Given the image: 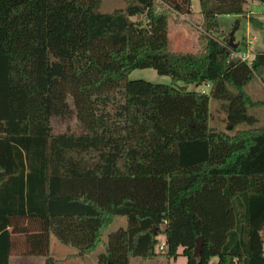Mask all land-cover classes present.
<instances>
[{"label":"trees","instance_id":"obj_1","mask_svg":"<svg viewBox=\"0 0 264 264\" xmlns=\"http://www.w3.org/2000/svg\"><path fill=\"white\" fill-rule=\"evenodd\" d=\"M199 2L206 49L176 51L169 14L192 0H0V264L13 252L72 264L50 255L51 234L90 253L116 215L127 226L97 264H264V126L245 89L264 83V51L232 57L239 18L215 36L248 0ZM146 67L210 91L129 78ZM211 99L230 129L251 128L211 129ZM72 112L79 130L55 132L52 117Z\"/></svg>","mask_w":264,"mask_h":264},{"label":"rangeland","instance_id":"obj_2","mask_svg":"<svg viewBox=\"0 0 264 264\" xmlns=\"http://www.w3.org/2000/svg\"><path fill=\"white\" fill-rule=\"evenodd\" d=\"M248 0L246 5L247 15H235V14H220L218 15L219 30L215 33V36L222 38L223 33L228 34L232 31L237 19H240V24L237 30L235 31L234 42H239L240 52L249 54V61L258 51H264V4L262 2H252ZM195 9L197 12H191L190 14H179L172 12L169 14V45L171 49L176 51H203L206 49L207 43V34L203 27V17L199 12L200 2L199 0H193ZM250 5H256L255 13L250 12ZM124 0H104L103 8L105 10H111L113 8L123 7ZM249 6V7H248ZM252 18L257 21H249ZM135 19V18H134ZM247 38V39H246ZM255 40H254V39ZM197 41V44L195 41ZM185 44V45H184ZM130 79H145L155 83H167L173 84L180 88H186L191 91H210L211 84H201L197 85L196 83H185L182 80L174 82L172 77L167 74H160L153 67L146 68H136L130 75ZM245 89L250 93L252 98L255 101H258L255 106L250 109L251 113H254L259 117L258 123L256 126H264V83L259 77L253 79L250 83L245 86ZM72 104V103H71ZM73 106V104H72ZM226 112L221 107V101L211 99L210 101V119L209 127L218 131H227L229 133H234L240 129H249L251 128L248 124H239L235 129H230L227 122L225 121ZM53 130L55 132H64V131H75L79 130L78 121L75 112H72L69 116H53L52 117ZM127 226V218L123 215H116L113 222L103 233V242L92 252L84 254V257L71 256V252L76 247L66 244L60 241L53 233L50 237V247L49 253L51 256L60 259L66 263L72 264H97L98 256L100 253L105 251V243L108 240L109 234L121 227ZM21 235H18V239ZM162 239V237H161ZM183 248H179V252H182ZM78 251V250H77ZM79 252V251H78ZM69 253V255H68ZM70 257L67 259L66 257ZM79 254L76 253V256ZM17 256H21L13 252L11 254V261L14 263ZM44 258L42 257V260ZM39 260V259H36ZM82 262H79L81 261ZM217 258L213 257L210 261V264H214ZM40 261V260H39ZM187 258L180 254L176 259L166 257L165 255H157L153 258H142L141 256H132L130 258V264H185Z\"/></svg>","mask_w":264,"mask_h":264},{"label":"crops","instance_id":"obj_3","mask_svg":"<svg viewBox=\"0 0 264 264\" xmlns=\"http://www.w3.org/2000/svg\"><path fill=\"white\" fill-rule=\"evenodd\" d=\"M257 0H252V2H256ZM251 2V3H252ZM259 2V1H258ZM249 7V6H248ZM250 12L251 13H255L256 11H255V8H256V5H250ZM198 10V9H197ZM197 10L195 9V5H194V3H193V0H192V12L194 13V12H197ZM199 12H200V9H199ZM201 13V12H200ZM202 15V14H201ZM249 15L247 16V19L249 20ZM250 21V20H249ZM251 22V21H250ZM207 34V33H206ZM247 39V38H246ZM254 39V38H253ZM255 40V39H254ZM193 41H195V43L197 44V41L196 40H193ZM185 45V44H184ZM164 238V236H162V239ZM70 245V244H69ZM76 253H78L79 255L78 256H76ZM71 254V256H73L74 258H76V257H84V254H81V253H79L76 249H75V251L73 250V252H71L70 253ZM85 254H88V253H85ZM68 255H69V253H68ZM68 255H67V259H69L70 257H68ZM42 257L44 258L43 260H42ZM36 259H39V260H36ZM169 259V258H168ZM79 262H82V260L81 261H79ZM216 262H217V260H216ZM216 262L214 263V264H216ZM45 263V256H41V255H21V256H17V258H16V261L14 262V263H12V261H11V255H10V261H9V264H44Z\"/></svg>","mask_w":264,"mask_h":264},{"label":"water","instance_id":"obj_4","mask_svg":"<svg viewBox=\"0 0 264 264\" xmlns=\"http://www.w3.org/2000/svg\"><path fill=\"white\" fill-rule=\"evenodd\" d=\"M231 43H233V40L231 39L230 41ZM233 46H237V43H233ZM196 248H195V255L197 256L199 254V252L201 251L202 249V245H203V239H202V236H199L196 240Z\"/></svg>","mask_w":264,"mask_h":264},{"label":"built area","instance_id":"obj_5","mask_svg":"<svg viewBox=\"0 0 264 264\" xmlns=\"http://www.w3.org/2000/svg\"><path fill=\"white\" fill-rule=\"evenodd\" d=\"M249 54L247 53H242V52H233L232 53V57H239L241 58L242 60H249ZM165 246V242L163 241L160 245L161 248H163Z\"/></svg>","mask_w":264,"mask_h":264}]
</instances>
